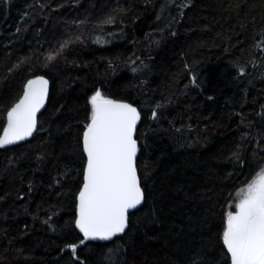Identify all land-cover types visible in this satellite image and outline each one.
Masks as SVG:
<instances>
[{
  "label": "trees",
  "instance_id": "obj_1",
  "mask_svg": "<svg viewBox=\"0 0 264 264\" xmlns=\"http://www.w3.org/2000/svg\"><path fill=\"white\" fill-rule=\"evenodd\" d=\"M40 75L36 134L0 149V264H231L227 215L264 170V0H0V135ZM96 91L140 111L144 201L107 241L75 225Z\"/></svg>",
  "mask_w": 264,
  "mask_h": 264
},
{
  "label": "snow or ice",
  "instance_id": "obj_2",
  "mask_svg": "<svg viewBox=\"0 0 264 264\" xmlns=\"http://www.w3.org/2000/svg\"><path fill=\"white\" fill-rule=\"evenodd\" d=\"M55 58L47 57L49 61ZM48 83L43 76L27 81L23 95L7 112L0 147L33 134L37 113L48 96ZM90 104V122L83 132L87 165L75 225L84 240L107 241L124 233L129 210L144 199L136 166L135 133L140 112L129 103L108 99L100 91L90 98ZM235 208V212L228 213L222 234L231 264H264V170L241 190ZM71 247L75 252L77 246Z\"/></svg>",
  "mask_w": 264,
  "mask_h": 264
},
{
  "label": "water",
  "instance_id": "obj_3",
  "mask_svg": "<svg viewBox=\"0 0 264 264\" xmlns=\"http://www.w3.org/2000/svg\"><path fill=\"white\" fill-rule=\"evenodd\" d=\"M40 76H43L45 79H47L48 80V96H47V99H46V101H45V104H44V107L43 108H41L40 109V111L37 113V116H36V119H37V125H36V130L33 132V134L30 136V137H28V138H26V139H24V140H21V141H18V142H16V143H13V144H8V145H5L4 147H0V149H4V148H8V147H13V146H17V145H20V144H22V143H25V142H27V141H29V140H31L32 138H33V136L36 134V132H37V130H38V120H39V116L44 112V110L47 108V106H48V103H49V99H50V94H51V81H50V79L48 78V77H46V76H44V75H40ZM36 77H38V76H36ZM36 77H33V78H30V79H35ZM27 83V82H26ZM26 85V84H25ZM25 87V86H24ZM24 90V89H23ZM22 95H23V93H22ZM21 95V96H22ZM18 102V101H17ZM16 102V103H17ZM121 102V101H120ZM123 103H127V102H123ZM129 104H131V103H129ZM132 105V104H131ZM14 106V105H13ZM133 107H136V106H134V105H132ZM137 108V107H136ZM11 109V108H10ZM137 110H138V108H137ZM139 111V110H138ZM140 112V111H139ZM138 123H139V121H138ZM138 123H137V127H136V133H137V129H138ZM7 125V115H6V124H5V126ZM136 133H135V138H136ZM3 134V131H2V133H1V135ZM137 145H138V142H137ZM138 149H139V146H138ZM85 153V152H84ZM85 156H86V164H85V168H86V165H87V154L85 153ZM137 159H138V152H137V157H136V166H137ZM137 175H138V177H139V180H140V187H141V189H142V191H143V188H142V184H141V178H140V173H139V170H138V167H137ZM83 182H84V175H83ZM82 186H83V184H82ZM82 186H81V188H82ZM144 193V192H143ZM143 201H144V199H143ZM143 201H142V203L139 205V206H137V208H135V209H130L129 210V214H128V222H129V218H130V215L133 213V212H135V211H137L141 206H142V204H143ZM77 205H78V196H77ZM77 211V210H76ZM77 215H78V213H77ZM76 230L78 231V233H80L82 236H83V233L82 232H80V230L76 227ZM119 235H121V234H119ZM119 235H117V236H119ZM89 240H91V239H89ZM96 240H99V239H96ZM86 241H88V240H86Z\"/></svg>",
  "mask_w": 264,
  "mask_h": 264
},
{
  "label": "rangeland",
  "instance_id": "obj_4",
  "mask_svg": "<svg viewBox=\"0 0 264 264\" xmlns=\"http://www.w3.org/2000/svg\"><path fill=\"white\" fill-rule=\"evenodd\" d=\"M255 178H256V177H255ZM246 188H247V186H246V187H244V188H242V189H246ZM242 189H241V190H242ZM241 190L239 191V193H238V195H237V196H238V200H240V199H241Z\"/></svg>",
  "mask_w": 264,
  "mask_h": 264
}]
</instances>
